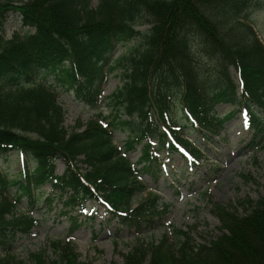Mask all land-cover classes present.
I'll list each match as a JSON object with an SVG mask.
<instances>
[{
	"label": "trees",
	"instance_id": "1",
	"mask_svg": "<svg viewBox=\"0 0 264 264\" xmlns=\"http://www.w3.org/2000/svg\"><path fill=\"white\" fill-rule=\"evenodd\" d=\"M89 1L0 0V159H19L12 175L0 167L1 252L36 224L29 213L14 212L16 203L25 198L33 205L45 185L69 191L64 207H79L84 199L108 203L119 224L136 234L142 225L161 226L168 209L156 194L130 205L132 196L144 190L134 164L152 172L160 163V150L182 156L181 148L199 160V149L182 134L185 127L208 140L242 110L249 148L264 150V46L251 26L242 23L261 7L259 0H99L94 9ZM9 11L18 14L19 28L25 30L5 39ZM138 15L146 17L144 31L133 24ZM131 40L137 45L114 58L116 47ZM118 68L125 80L107 96L113 105L109 120L98 118L99 113L66 130L47 78L95 108L106 77ZM209 76L216 81L210 92ZM220 103L235 109L217 116ZM115 129L127 131L122 151L112 143ZM136 146L140 155L131 164L123 153ZM55 159L63 162L61 172ZM52 200L43 199L47 206ZM237 203L241 212L212 204L218 222L213 239L197 242L190 229H171V238L163 235L128 247L121 264H264V198ZM70 220L72 228L77 226ZM50 245L53 258L37 250L30 253L29 263L91 264L77 258L68 239Z\"/></svg>",
	"mask_w": 264,
	"mask_h": 264
},
{
	"label": "rangeland",
	"instance_id": "2",
	"mask_svg": "<svg viewBox=\"0 0 264 264\" xmlns=\"http://www.w3.org/2000/svg\"><path fill=\"white\" fill-rule=\"evenodd\" d=\"M99 0H90L89 8L94 9ZM261 7L255 9L242 20L243 25H250L259 42L264 46V0H259ZM18 14L14 11L7 13L3 28V36L8 39L12 33H22L25 28H19ZM136 29L144 31L148 24L144 15H138L133 19ZM227 27V26H226ZM137 45L136 40L119 44L116 47L114 58L126 54L130 48ZM198 60L202 64H209L206 59ZM128 67L127 59L122 61ZM207 68V66H205ZM204 72L206 69L203 70ZM230 75L236 84L235 72L230 68ZM120 68L106 77L102 84L101 99L95 108L84 105L74 99L70 91L62 89L52 78H47V83L56 94V101L63 111V127L71 131L75 124H84L86 120L100 113L98 118L109 120L113 105L107 96L117 87L121 86L125 78ZM206 75L208 72H205ZM206 77V76H205ZM203 78V76H202ZM208 92L214 89L216 81L213 76L206 78ZM237 90V89H236ZM256 110L255 106L252 107ZM235 109L228 103L217 104L214 110L219 116ZM173 115L179 117V112L173 107ZM121 117L124 115L120 113ZM243 111L240 110L224 124L219 135L210 139H201L191 127H185L182 134L189 141H193L201 152V160L191 163L180 157L177 153H167L160 150L157 158L160 163L151 169L152 172L141 170L142 163L134 164L140 155V146L123 153L126 159L134 164L137 169V178L143 184L144 190L131 198L130 205L134 207L137 202L144 199L146 194L154 193L159 201L167 203V213L163 216L161 226L147 229L141 226L142 231L135 233L133 228L121 226L118 216L110 212L101 211L93 202L80 209L76 206L64 207L62 205L67 190L58 191L55 188L42 187L43 193L33 205H29L25 198H21L14 212L22 214L28 212L36 219V224L26 234H17L12 248L7 252L0 251V264H30V253L41 250L50 258L54 252L50 243L57 240L68 239L74 248L77 258L91 264H121V255L128 247L136 242L147 244L156 242L161 236L171 238V229L191 230L195 241H207L218 235L216 230L218 222L212 213V204L219 203L237 208L238 201L250 198H264V150L249 148V134L244 120ZM194 127V126H193ZM189 132H187L188 130ZM127 135L126 130L115 129L112 132V143L120 147ZM56 171L61 172L63 162L60 159L54 161ZM79 167L81 163H78ZM0 167H3L9 175L14 174L19 167V160L11 155L8 160L0 159ZM214 176L210 179L209 176ZM53 196L52 203L47 206L43 199ZM65 212V213H64ZM64 213V214H62ZM91 216L90 221L86 220ZM70 217L75 219L77 226L72 228ZM14 258V260L12 259ZM16 261V262H15ZM15 262V263H14Z\"/></svg>",
	"mask_w": 264,
	"mask_h": 264
}]
</instances>
